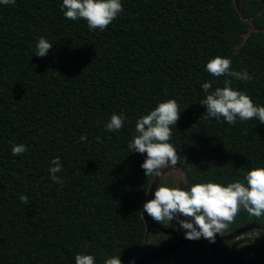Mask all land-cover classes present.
Masks as SVG:
<instances>
[{
    "label": "trees",
    "instance_id": "16d2710c",
    "mask_svg": "<svg viewBox=\"0 0 264 264\" xmlns=\"http://www.w3.org/2000/svg\"><path fill=\"white\" fill-rule=\"evenodd\" d=\"M62 3L0 4V264H75L77 254L129 264L157 247L141 250L152 177L141 167L146 153H131L128 144L137 120L160 102L179 104L169 143L185 158L176 167L186 188L246 183L248 171L264 167V124L204 120L200 104L203 83L214 90L231 79L264 106V0H240L250 24L233 0H121L123 11L104 31L65 18ZM40 37L53 44L45 57L35 55ZM217 56L252 79L212 76L206 64ZM113 114L126 117L118 132L105 130ZM20 143L27 151L13 156ZM57 157L63 184L49 172ZM252 223L264 227V216L241 211L226 231ZM173 243L169 237L164 246ZM231 243L221 239L223 253L264 264V245ZM211 245L190 240L149 264H229Z\"/></svg>",
    "mask_w": 264,
    "mask_h": 264
},
{
    "label": "clouds",
    "instance_id": "9594fccd",
    "mask_svg": "<svg viewBox=\"0 0 264 264\" xmlns=\"http://www.w3.org/2000/svg\"><path fill=\"white\" fill-rule=\"evenodd\" d=\"M0 4L14 5L15 0H0ZM62 9L65 18L73 21L83 19L89 30L104 31L123 11V6L121 0H63ZM52 46L46 38L40 37L35 55L47 56ZM231 64L229 58L217 56L206 64V71L214 77L225 76L243 81L252 79L247 71H233ZM231 85V79H225L223 87L214 90L209 81L201 85L206 94L200 102L206 109L201 118H214L216 121L223 119L229 125H234L237 119H258L260 124H264V106L256 105L246 92L235 90ZM180 113L177 101L168 99L137 120V134L129 142L128 148L131 153H146L141 167L147 177L164 180V170L170 166L175 167L183 158L169 143L171 128L180 119ZM125 119L123 114H113L105 130L118 132L123 128ZM96 139L100 141V137ZM79 141L87 142V136L81 135ZM26 151V145L13 144L11 154L18 156ZM51 165V179L63 184L62 178L56 175L62 170L60 158L53 159ZM245 180L246 183L237 180L226 186L214 182L195 183L187 189L160 183L156 186L154 199L143 204V212L160 224L165 221L170 224L176 220L185 230L186 239L204 238L214 243L217 234L222 236L241 211L255 217L264 216V167L252 168L247 172ZM19 198L22 203L29 204L26 195L21 194ZM75 264H96V259L93 255L77 254ZM104 264H122V261L119 256H113L106 258Z\"/></svg>",
    "mask_w": 264,
    "mask_h": 264
},
{
    "label": "rangeland",
    "instance_id": "374dc122",
    "mask_svg": "<svg viewBox=\"0 0 264 264\" xmlns=\"http://www.w3.org/2000/svg\"><path fill=\"white\" fill-rule=\"evenodd\" d=\"M233 5H234L238 15L240 16L241 20L250 24V22H251L250 18H247L244 15H242V13L240 11V0H233ZM250 30H252V28H250ZM164 171H165V179L164 180H160L159 178L152 177L149 188L147 190L146 200L154 199V192H155L156 186H158L162 181L169 182L171 184V186H180L182 188H186L185 176H184V173L182 172L181 169H179L176 166L175 167L170 166L168 169H165ZM142 215L144 218L145 213L143 212ZM181 219H184V217H181ZM154 223L157 225L159 224L155 221H154ZM177 224L178 223H176L177 228L175 229L174 228L175 226H173L174 224L172 225L171 222L169 224L168 222L165 221L162 229L169 230L172 228L171 230L177 231L178 232L177 235L181 236L182 234L185 233V230L182 229L181 226L178 227ZM145 228H146V234H145L143 244L141 245L142 252L146 251L149 244H152V243L157 244L156 245L157 247L154 248L153 250L164 247V244L168 241V238L170 236L167 235L166 233H161L158 230H155V228H153L148 222H145ZM178 228H180V229H178ZM234 233H235V231H225L222 234V237H227L228 239H230L232 241V243H231L232 248H237L240 246H244L246 244H251L255 248L261 247L264 245V227H258L255 224H251L242 233L236 235L235 237L230 238V236L233 235ZM136 255H137V257H139V256H142L144 254L138 253Z\"/></svg>",
    "mask_w": 264,
    "mask_h": 264
},
{
    "label": "water",
    "instance_id": "95a60500",
    "mask_svg": "<svg viewBox=\"0 0 264 264\" xmlns=\"http://www.w3.org/2000/svg\"><path fill=\"white\" fill-rule=\"evenodd\" d=\"M147 201L149 200H145V202ZM142 213H143V209H142ZM144 213H145L144 218H143V215H141L144 224L145 222H148L153 228L161 229L157 224L154 223V221L147 215L146 212ZM247 227L239 228L235 230V233L231 235L230 238L235 237L236 235L242 233ZM162 231L165 232L170 237L173 236L174 243L168 246H164V247L152 250L151 252L146 253L139 257H137L136 255L134 257V260L130 262L129 264H149L153 261H159V260L168 258L172 254L177 252L180 248H182L188 241H190L189 239L185 238V233L182 234L181 236H178L177 231H172L171 229L169 230L162 229ZM221 239H222L221 235L217 234L215 242L212 243L211 245V253L215 257L229 264H251L249 259L245 257L235 256L233 254L228 255V254L223 253L221 249Z\"/></svg>",
    "mask_w": 264,
    "mask_h": 264
},
{
    "label": "flooded vegetation",
    "instance_id": "af4514ba",
    "mask_svg": "<svg viewBox=\"0 0 264 264\" xmlns=\"http://www.w3.org/2000/svg\"><path fill=\"white\" fill-rule=\"evenodd\" d=\"M166 222H167V221H166ZM164 223H165V222H164ZM171 223H172V225L174 224L173 226H175L174 228L176 229V228H177V227H176V223H177L176 220L171 221ZM158 225L161 227V229L155 228V230H158V231L161 232V233H165V232L162 231V228H163V225H164V224H160V223H159ZM177 226L180 227L179 224H177ZM174 228H173V229H174ZM171 229H172V228H171ZM178 229H180V228H178ZM172 231H175V230H172ZM177 234H178V232H177ZM171 237H172V239H173V236H171ZM221 237H222V236H221ZM222 238L228 239L227 237H222ZM228 240H230V239H228ZM231 247H232V245H231ZM232 249H235V248H232Z\"/></svg>",
    "mask_w": 264,
    "mask_h": 264
}]
</instances>
